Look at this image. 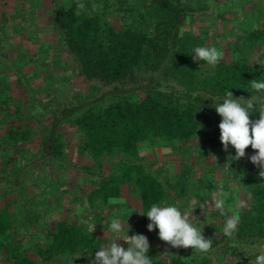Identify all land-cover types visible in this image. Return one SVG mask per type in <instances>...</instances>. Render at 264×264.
<instances>
[{"label": "trees", "instance_id": "16d2710c", "mask_svg": "<svg viewBox=\"0 0 264 264\" xmlns=\"http://www.w3.org/2000/svg\"><path fill=\"white\" fill-rule=\"evenodd\" d=\"M226 2L231 13L237 7L244 9L248 3L254 11L259 10L254 0ZM81 3L85 5L83 9L77 7ZM209 4L208 0H150L141 8H130L126 16L131 15V23L119 27L104 21L91 0H74L68 7L53 8L54 28L78 74L97 86L98 91L99 82L128 78L138 71L149 74L132 90L126 88L129 84L115 85L112 93L105 94L111 95L107 98L101 92L91 98L79 94L59 103L48 93L46 98L37 97L28 79L21 78L9 66L20 76L15 78V85L23 88L26 96L12 90L0 92V200L3 199L0 264H63L68 257L95 256L106 242L103 234L67 215H60L53 226L45 224L40 232L38 225L45 223L51 213L45 199L55 193V183L39 181L33 173L35 167L44 171L51 165L56 170L78 169L84 174L90 173L96 182L88 191L79 190L74 184L61 191L70 196L68 200L72 203L80 205L85 201L89 208L107 206L124 196V187L133 185L138 195L137 208L143 214L140 230L153 236L158 235V229L151 232L147 229L146 214L150 207L167 206L171 191L180 197L201 185L206 186L202 178L193 177L189 158L207 154L215 162L227 160L232 179L247 199L245 208L237 210V203L233 204L239 217L236 232L231 238L223 234L228 215L220 214L219 223L208 227L218 236L204 235L212 241L207 253L172 248L158 241L150 243L148 255L152 264H213L214 256L233 260V264H254L259 254L255 246L264 244V178L249 159L245 160L254 154L250 146L246 156L238 161L233 160L236 153L231 145L227 152L223 150L218 127L221 117L215 106L223 101L227 91L233 93L234 99L242 97L241 102L253 99L257 110L264 102V92L255 91L250 83L254 79L264 82V65L258 64L259 57L253 60V54L241 49L239 44L243 41L245 46L252 44L261 48L264 20L260 23L261 19L255 18V12L251 11L253 26L240 28L244 35L233 36L234 40L224 47L227 51L220 62L204 76L198 69L201 61H194L192 56L198 46L211 47V38L207 37L210 22L198 34L186 32L184 26L190 16L202 17L208 13ZM226 12H218L216 19L225 20ZM138 91L143 94H134ZM21 97L30 112L39 106L41 111L37 115L47 122L35 151L30 144L36 129L30 118L25 117L21 105L15 102L19 99L24 104ZM258 118V111L250 114V119ZM69 126L79 135V153L91 157L99 167L101 157L118 156L115 168L101 178L91 174V167L74 165L66 151ZM190 141L196 143L184 149L174 181L168 177L161 179L140 158L141 145ZM31 184L42 185V189L37 192ZM94 217L98 225L107 220L98 213ZM192 224L197 226L196 221ZM161 249L165 253L167 249L174 252L166 257L160 254Z\"/></svg>", "mask_w": 264, "mask_h": 264}, {"label": "rangeland", "instance_id": "374dc122", "mask_svg": "<svg viewBox=\"0 0 264 264\" xmlns=\"http://www.w3.org/2000/svg\"><path fill=\"white\" fill-rule=\"evenodd\" d=\"M38 1V0H37ZM74 0H40V5L37 4L36 8L31 9L28 13V22H32L30 15L38 14L40 17H47L49 21L48 27L46 30L49 31L48 35L51 37L48 39L45 45L46 48L41 51H34L32 53L26 52L29 54L28 61H26V67L20 70L19 74H22L28 79L31 84L35 95L37 97L46 98L48 94L51 99H54L56 102H62L68 100L69 97L82 94L83 97L99 94L106 96L109 93H112V87L115 85H131L129 88L132 90L135 88L137 82L146 79L148 72L138 71L135 72L128 78H123L120 80H114L111 82H99V91L97 86L91 85L86 82L83 77L78 74V69L72 59V57L66 51L64 45L52 22V10L53 8L68 7ZM93 2L94 10L100 12L103 16V20L108 24H112L115 27L121 25H128L131 23V15L126 16V12L130 8H141L144 5H147L150 0H91ZM254 4L258 11H254V7L251 3H248L244 6V9L238 10V7L231 13L232 10H229L228 3L226 0H208L210 8H208V13L204 16H199V14H194L190 16L184 26L186 32H193L198 34L203 31V28L209 23L207 37L210 39L211 47H216L219 51L225 55L227 51L224 47L228 42L233 41V36L241 35L244 33L241 30L242 26L244 28H249L253 26V19L251 16V11H254L253 16L255 18L261 19L260 23L264 20V0H254ZM108 6V7H107ZM108 9H107V8ZM227 11L225 13V20H217L218 12ZM230 11V12H229ZM211 13V16L209 15ZM33 16V15H32ZM2 18L3 26H0V37L5 38L9 42H27L28 38H16L13 35L12 30H7L4 34L2 29L6 27V24L13 23L14 17ZM27 22V21H24ZM27 22V23H28ZM256 22V21H255ZM17 27L21 28L20 23ZM42 27V26H41ZM40 27V30H42ZM241 28V29H240ZM216 43V44H212ZM241 49L249 51L253 54L252 59L264 60V44L261 48L258 46H253L252 44L245 46L243 41H240ZM212 65L207 64L205 61H201L198 64L199 72L206 76L213 71ZM2 68V67H0ZM11 74V73H10ZM6 70H0V92H5L6 90L15 91L16 94H22L26 96L23 88L15 85L16 79L13 78ZM147 74V75H146ZM15 76L16 73H14ZM31 75L35 78H31ZM12 77V78H10ZM18 78V77H17ZM101 86V87H100ZM102 90V91H101ZM106 94V95H105ZM136 95H142L143 91L134 92ZM20 96V95H18ZM108 95L104 98L110 97ZM22 98V97H21ZM22 103L19 99L15 102L21 105V108L25 114V117H29L32 123V126L36 129L35 135L31 140L30 147L32 150H36L37 144L41 138L42 132L46 129L47 122L41 120L37 115L41 110L39 106H35L33 112H30L28 107L25 106L24 99L22 98ZM46 100V99H45ZM70 130L68 131L66 139V151L67 158H69L74 165L82 167H91V174L95 176L104 177L115 168V165L118 163V156L113 158H100L101 166H98V162L93 161L91 157L86 154L79 153L78 142L79 135L75 133L73 128L69 126ZM196 141L190 142H181L178 144H160V145H141L140 148V158L143 164L156 175L161 176V179L168 177L171 181L175 180V176L179 172V165L181 162V157L184 149L188 148L187 145L194 144ZM253 155V154H251ZM250 155V156H251ZM196 156V153L193 154ZM245 160L248 161V158L245 157ZM189 163L193 165V177L195 180L197 178H202L206 186H200L197 190L191 191L187 195L177 197L174 191L170 192V197L167 200V206H176L181 211L193 209L192 217H190L191 222H197V228L202 230V234L206 237H211L213 234L218 236L216 232H211L208 228L211 224L219 223L220 213L214 209L212 206L214 197L222 188L223 191L227 194L225 197L226 204L224 212L229 216L235 214L238 215L237 210L234 209V203L244 202L246 203L247 199L238 189L236 183L232 179V174L229 171V163L227 160L223 159L219 162H215L213 156L205 155L202 158L190 157ZM0 165L1 161V152H0ZM114 167V168H113ZM39 166L34 168L33 173L39 181L45 182L47 180L55 183V193L49 195L45 201L51 206V213L46 216L45 223L38 225L40 232L42 231L45 224L47 226H53L56 219L60 215H67V217L74 218L80 222H84L90 230L97 231L100 234L105 236V244L107 246L111 243L115 233H110V224L113 219H119L123 225V231L120 235H129L134 234H143L140 230V210L137 208L138 195L134 190L133 185H128L123 188L124 196L120 199H114L107 206H96L93 208L87 207L85 201L80 202V205H76L68 200L70 197L66 193H62V189H66L68 185L74 184L79 188V190L88 191L95 185V178L90 177L89 174H84L81 170L78 169H53L51 165L46 166L44 171H41ZM95 179V180H94ZM39 184H42V183ZM210 185V186H209ZM31 188H36L40 192L42 185L31 184ZM14 197V195H13ZM3 200V199H2ZM0 200V203H2ZM203 204L204 207L200 208V205ZM135 205V207H134ZM246 205V204H245ZM232 207V208H231ZM245 208V207H243ZM95 213L104 215L107 217V220L104 221L103 225H98L95 221ZM44 224V225H43ZM106 224V225H105ZM207 227V228H205ZM145 235V234H143ZM149 243H155L161 241L158 235H145ZM117 243L127 249L128 245L122 239H117ZM161 255L164 254L166 257H169L173 254L172 249H161ZM95 256H84L79 255L75 259L72 257L66 258L63 264H90ZM1 260V255H0ZM235 261L228 260L225 257H213V264H233Z\"/></svg>", "mask_w": 264, "mask_h": 264}, {"label": "clouds", "instance_id": "9594fccd", "mask_svg": "<svg viewBox=\"0 0 264 264\" xmlns=\"http://www.w3.org/2000/svg\"><path fill=\"white\" fill-rule=\"evenodd\" d=\"M79 9H83V3L78 4ZM192 59L196 62L205 61L209 65H216L222 59L223 53L216 47L198 46L193 50ZM264 65V60L258 61ZM252 89L257 92H264V82L257 80L250 81ZM231 91L226 92V96L221 103L215 106L216 113L221 117L218 127L220 130V142L223 150L228 151L229 145L235 149L233 160H240L246 156V149L249 146L254 150V154L248 157L250 162L259 169V176L264 178V102H261L257 110L253 99H246L241 102V98H233ZM253 111L259 112V118L250 119ZM226 193L221 188L213 200L212 206L221 215H225ZM204 205L201 204L200 208ZM246 207L244 202L235 205L238 210ZM193 209L181 211L176 206H158L153 204L146 216L149 220L148 231L158 229V237L172 248H192L200 253H207L212 248L211 239H206L202 230L193 226L190 217ZM142 214V213H140ZM143 215V214H142ZM83 223V221H82ZM239 217L235 214L226 218L223 234L231 238L237 230ZM124 228L119 219H113L110 224V233H115L111 243L99 248L95 253V258L90 264H152L148 255L150 243L143 234L120 235ZM117 239H122L128 247L117 243ZM255 250L258 255L254 264H264V244L256 245Z\"/></svg>", "mask_w": 264, "mask_h": 264}, {"label": "crops", "instance_id": "0c3cea01", "mask_svg": "<svg viewBox=\"0 0 264 264\" xmlns=\"http://www.w3.org/2000/svg\"><path fill=\"white\" fill-rule=\"evenodd\" d=\"M37 4H41L40 0H0V26H3L2 18L6 16V18L14 17L13 23L6 24V27L2 29V32H6L7 30H12L13 35L16 38L27 39L26 44L22 41L18 42H9L5 40L2 35L0 37V70H6L10 76L13 75V78H17L20 76H15L14 72L11 71V67L17 72H20L21 69L26 67V61H28L29 54L26 52H36L41 51L46 48V42L51 37L49 31L46 30L48 27L47 17L39 16L38 14L30 15L32 22H28V13L31 9L36 8ZM29 10V11H28ZM5 18V19H6ZM27 21V22H24ZM22 26L21 28L17 27L16 24ZM42 26V27H41ZM40 27L42 30H40ZM9 66H11L9 68ZM21 78H26L23 73L20 74ZM10 77V78H12ZM31 78H35V76L31 75Z\"/></svg>", "mask_w": 264, "mask_h": 264}]
</instances>
